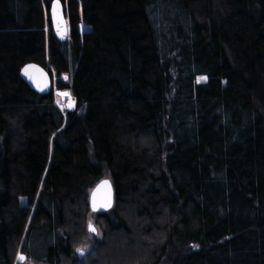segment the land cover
Returning <instances> with one entry per match:
<instances>
[{
  "label": "trees",
  "instance_id": "obj_1",
  "mask_svg": "<svg viewBox=\"0 0 264 264\" xmlns=\"http://www.w3.org/2000/svg\"><path fill=\"white\" fill-rule=\"evenodd\" d=\"M51 1L0 0V264H264V0Z\"/></svg>",
  "mask_w": 264,
  "mask_h": 264
},
{
  "label": "water",
  "instance_id": "obj_2",
  "mask_svg": "<svg viewBox=\"0 0 264 264\" xmlns=\"http://www.w3.org/2000/svg\"><path fill=\"white\" fill-rule=\"evenodd\" d=\"M50 20L55 39L64 43L70 35L68 13L61 0H52L50 3ZM23 81L40 95H47L52 89V78L44 67L29 63L20 71ZM107 182V183H105ZM115 190L112 181L108 178L101 180L90 192V208L94 213H106L114 205ZM95 229V231H93ZM88 231L97 235L94 225L88 224ZM81 252V251H80Z\"/></svg>",
  "mask_w": 264,
  "mask_h": 264
},
{
  "label": "rangeland",
  "instance_id": "obj_3",
  "mask_svg": "<svg viewBox=\"0 0 264 264\" xmlns=\"http://www.w3.org/2000/svg\"><path fill=\"white\" fill-rule=\"evenodd\" d=\"M84 29H85V26L81 25V30H84ZM62 79L65 80L66 76H63ZM55 80L56 78L54 79V81ZM59 92H63V94H66V95H61L59 94ZM54 99H55L56 104L60 108V110H62L64 113L71 111L75 108V100L68 90H61L55 87L54 88ZM63 100L69 101V108H65V104ZM89 223L91 225H94V227L97 229V237H100L101 230L99 229L97 224H95L94 218L92 217L89 218L88 224ZM90 233L91 235H96L92 232ZM53 237H54L53 233L50 234L48 232H43V231L35 234L33 238V242L30 246V252L33 253L32 258L29 259L24 254L18 253L15 264H50L47 260L48 257L45 254L44 247L47 244V242L49 243V241L52 240ZM91 248H92L91 243L87 242L86 245L80 250L83 252H88ZM21 257L23 259H21Z\"/></svg>",
  "mask_w": 264,
  "mask_h": 264
},
{
  "label": "built area",
  "instance_id": "obj_4",
  "mask_svg": "<svg viewBox=\"0 0 264 264\" xmlns=\"http://www.w3.org/2000/svg\"><path fill=\"white\" fill-rule=\"evenodd\" d=\"M59 94L63 95V92H59ZM65 104V108H69V101L68 100H63Z\"/></svg>",
  "mask_w": 264,
  "mask_h": 264
},
{
  "label": "snow or ice",
  "instance_id": "obj_5",
  "mask_svg": "<svg viewBox=\"0 0 264 264\" xmlns=\"http://www.w3.org/2000/svg\"><path fill=\"white\" fill-rule=\"evenodd\" d=\"M63 95H66V94H63ZM105 183H107V182H105ZM93 231H95V229H93ZM21 259H23V258L21 257Z\"/></svg>",
  "mask_w": 264,
  "mask_h": 264
},
{
  "label": "flooded vegetation",
  "instance_id": "obj_6",
  "mask_svg": "<svg viewBox=\"0 0 264 264\" xmlns=\"http://www.w3.org/2000/svg\"><path fill=\"white\" fill-rule=\"evenodd\" d=\"M97 236V235H96Z\"/></svg>",
  "mask_w": 264,
  "mask_h": 264
}]
</instances>
